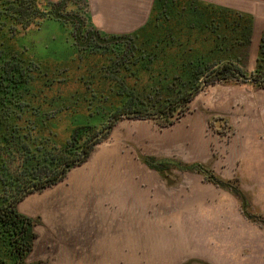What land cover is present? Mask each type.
<instances>
[{"label": "trees", "instance_id": "1", "mask_svg": "<svg viewBox=\"0 0 264 264\" xmlns=\"http://www.w3.org/2000/svg\"><path fill=\"white\" fill-rule=\"evenodd\" d=\"M61 3L0 0V264H49L26 263L37 233L35 221L17 211V202L58 183L83 162L112 117L114 122L122 115L151 118L170 126L211 84L264 88V27L256 66L248 73L243 64L254 16L207 0H154L148 21L130 33L108 34L91 26L84 31L81 18L74 38L88 44L79 49L108 54L114 65H41L19 40L62 14ZM100 45L106 51H98ZM47 58L52 59L42 57ZM209 125L223 135L221 128L229 124L213 115ZM186 166L208 173L203 164ZM213 182L231 184L226 187L243 196L231 180Z\"/></svg>", "mask_w": 264, "mask_h": 264}, {"label": "rangeland", "instance_id": "2", "mask_svg": "<svg viewBox=\"0 0 264 264\" xmlns=\"http://www.w3.org/2000/svg\"><path fill=\"white\" fill-rule=\"evenodd\" d=\"M234 1L233 4H236L237 8H232L247 12L242 8L249 7L244 6L246 5L244 0H240L242 2H239V0ZM41 7L44 8V6ZM60 9L62 14H59L56 18H47L42 24L24 33V36L20 38V43L28 47L27 53L30 55L29 58L35 59L41 65H114L112 64L113 61L111 62L110 60L111 56L108 54L89 52L90 47H87L86 50H80L79 48H83L88 44L87 40L85 41L83 38L82 42L80 39L75 40L74 38L73 31L81 18L82 20L84 19V31H87L86 28L90 27L86 23V0H63ZM247 13H251L255 21L249 56L245 60V64H243L246 72L250 73L256 66L255 57L261 30L264 27V20L255 18L253 12L248 11ZM79 25L81 24L79 23ZM99 47L97 48L98 51H106L102 45ZM46 56H50L53 60L48 58L42 59V57ZM57 57L63 60H55L54 58ZM255 87L254 85L245 83L211 84L198 93L191 102L187 113L194 115L200 107L210 110L219 108L227 112L232 111V113L233 111H239L240 115L248 111L249 114H252V117L255 115L260 117L259 120L264 125V88L260 87L256 89ZM233 98H236V103H234ZM247 99L253 100L254 105H246ZM236 107L238 108L235 109ZM134 119H121L117 121L111 132L106 134L105 137L102 136V139L96 143L92 153L83 162L70 169L66 177L58 183L43 190L31 191L17 202L16 208L18 212L31 217L35 221L34 230L37 233V237L34 241L33 250L41 246L42 251L39 254L40 258L36 260H44L49 264H59L61 259H64L63 262L65 264H179L181 262L183 256V250L180 245L181 231L177 229L176 225L177 214H172L171 210H173L172 208L176 210L178 205L180 206L182 198L174 199L172 200L173 202L167 200L166 191L168 190L163 187L162 182H159V188L152 189L148 197L145 190L150 188V185L147 186L150 182L147 181L145 184L144 180L152 181L155 173L143 165L137 155L138 151L142 154H180L181 151L170 152V149L166 147L167 144L161 143L158 147L151 145L152 140H165L168 135L174 133L179 128L160 126L150 119L141 123H139V120ZM179 121H181V118ZM241 121V117H238L232 121V127L228 125L221 128V131L228 134L218 135L211 128H207L205 132L203 129L197 131L195 137L202 147L210 148L212 154L218 153V155L220 154L224 158V161H228L226 157L230 158L231 153L229 154L226 151V147L233 135V130L235 131V129L240 127ZM256 125L260 126L259 122ZM67 140L68 134L64 132L63 141ZM199 151L202 154L204 153L201 150ZM194 156L199 157L197 153ZM138 162L142 166H139ZM138 167L141 169V180L145 189H143L141 197L136 198L138 204L136 209L125 207L123 213L115 215L112 212L111 214L107 213L102 207H99L101 212H96V210L91 215L93 217V225L95 226L93 230L95 233L93 236L94 247L92 252H89L92 254H88L87 256L82 254L84 260L80 262L71 260V256L69 255L66 257L61 255L59 250L55 249L57 245L60 248L62 247V249L65 247L71 249L73 245L72 243L67 245L64 242V238H60L61 232L57 230V227L60 225L58 216L63 212L61 216L69 217L71 213L66 214V212L69 211L70 207L88 204L86 203L87 196L83 197V199L78 198L80 195L77 190V185H79L78 179H81V176L85 177L87 174L96 175L103 173H131L135 174V177L140 178L136 176L139 174ZM169 179L173 180V177ZM232 182L243 193V196L240 193H237V195L233 193L241 212L244 211L242 207L245 205V216L253 218L255 222L264 226V216L250 211L251 201L248 195L237 180H233ZM202 183L199 191L206 195L212 196L217 191L222 190L231 191L226 186L216 183ZM96 194L97 192H95ZM101 196V194H97L95 200L100 202ZM111 210L113 209L111 208ZM80 218H83L82 215H80ZM106 221L115 222L120 226L115 229L104 230L102 223ZM171 221H175V225L173 224L174 228L172 227V223L170 224ZM112 232L116 234L112 235ZM87 235L88 233L83 229L81 237L85 240V238L87 239ZM111 239L118 240L116 246L114 243H111ZM36 243L37 246H35ZM61 243H63L62 246ZM55 244L56 246H54ZM32 257H34V254H32ZM32 257L28 256L26 260L33 261Z\"/></svg>", "mask_w": 264, "mask_h": 264}, {"label": "crops", "instance_id": "3", "mask_svg": "<svg viewBox=\"0 0 264 264\" xmlns=\"http://www.w3.org/2000/svg\"><path fill=\"white\" fill-rule=\"evenodd\" d=\"M208 1L237 8V5L233 4L234 0ZM239 2L242 1L239 0ZM153 3L154 0H86V23L108 34L130 33L148 21ZM244 3H246L244 6L249 7L242 8L247 12H253L255 18L264 20V0H244ZM235 99L233 98L234 103L237 101ZM245 104L252 106L254 101L247 99ZM197 110L198 112L194 115L186 113L187 115L185 114L181 121L178 120L180 123L176 121L171 124L170 127L179 129L168 135L165 140L155 139L151 141L152 143L150 142L153 147H158L161 143L167 144L166 147L170 149V152L181 151L178 155L152 153L159 158L171 159L170 162L178 164V168L181 169L175 171L180 175V183L174 188L163 186L168 190L166 197L167 200H171L170 202L182 198L180 206L178 205L176 210L174 208L171 210L172 214H177L176 225L177 229L181 231L180 245L183 250L181 261L198 258L208 264H264V226L255 222L253 218L245 216L244 211L241 212L237 205V199L231 191H217L212 196L201 193L199 188L203 184V175L184 169L187 164H203L215 169L223 180H237L251 201L250 211L264 216V125L259 120L260 117L257 115L252 117L248 111L240 115L239 111L232 113V111L227 112L219 108L210 110L200 107ZM213 115L226 117L231 127L234 119L238 117L242 119L240 127L233 130V135L227 144L226 151L231 153L230 158L226 157L228 161H224V158L218 153L212 154L210 148L202 147L195 137L197 131L203 129L205 132L207 128H211L209 119ZM142 121L145 120H139V123ZM257 122L260 126L256 125ZM127 132L129 131L127 130ZM213 132L216 133L214 130ZM199 150L204 153L202 154ZM195 153L199 157H195ZM138 165L142 166L140 162ZM140 172L139 168V174L136 176L140 178L131 173L81 176V179H78L79 185H77V190L80 193L78 198L83 199L87 196L86 203L88 204L70 207L66 212V214L71 213L69 217L61 216L63 215L61 211L58 216L60 225L57 230L61 232L60 238H64L67 245L72 243L74 249L72 246L71 249L69 247L62 249V247H58L59 245L55 249H58L64 257L71 256L70 259L75 262L84 260L82 254L85 256L92 254L89 252H92L94 247L93 236L95 233L93 230L95 226L91 215L96 210L99 212V207H102L105 212L110 214L112 212L115 215L123 213L125 207L136 209L138 205L136 198L141 197L143 189H145ZM147 181L150 182L147 185H150V188H147L145 192L149 197L152 189L159 188V182L162 181L157 173L152 181L145 179V184ZM95 192L102 195L101 200L99 199L100 202L95 200L97 196ZM80 215L83 218H80ZM171 223L173 227L175 221H171ZM119 226L112 221L102 223L104 230L115 229ZM83 229L89 235L85 240L81 237ZM115 234L112 232V235ZM80 237L81 239H79ZM111 243L116 246L118 240L111 239ZM62 245L63 243H61ZM110 246L112 245L110 244ZM41 253V246H38L30 256L32 257L34 254L32 259L36 260L40 258L39 254ZM63 261L64 259H61L59 264H65Z\"/></svg>", "mask_w": 264, "mask_h": 264}, {"label": "flooded vegetation", "instance_id": "4", "mask_svg": "<svg viewBox=\"0 0 264 264\" xmlns=\"http://www.w3.org/2000/svg\"><path fill=\"white\" fill-rule=\"evenodd\" d=\"M260 37H261V35H260ZM259 41H260V39H259ZM258 44H259V42H258ZM256 58V57H255ZM256 60V59H255ZM195 99V98H194ZM183 117V116H182ZM181 117V118H182ZM115 118L116 117H112V119L109 121V123H108V125L106 126V127H109V130L108 131H106L103 135H106V134H108V133H110L111 132V130L113 129V127H114V124L116 123V122H114V120H115ZM121 119H134V118H130V117H127L126 115H122V117H121ZM121 119H119L118 121H120ZM135 119H137V120H148V119H150V120H153V119H151V118H135ZM134 119V120H135ZM180 119V118H179ZM178 119V120H179ZM178 120H176V121H178ZM154 121V120H153ZM154 123H156L155 121H154ZM157 124V123H156ZM157 125H159V124H157ZM105 127V128H106ZM165 127H168V126H165ZM105 130V129H104ZM103 130V131H104ZM102 135V136H103ZM101 136V137H102ZM101 137H99V138H101ZM96 145V144H95ZM94 145V146H95ZM93 150H94V148H93ZM92 150V151H93ZM92 153V152H91ZM90 155V154H89ZM137 155H138V159H140V161L149 169V170H151V171H153V172H155V173H157L159 176H160V178H161V181H162V184H163V186H167V187H173L174 188V186H176L178 183H180V175L179 174H177V173H174L176 170H181L180 168H178L179 166H178V164H176V163H173V162H170V161H167V160H164V158H160L159 159V157L158 156H156V155H152V154H142V153H140V152H137ZM191 167V166H190ZM188 168V166H186V167H184V169H186V170H189L190 169V171H197L198 173H200L201 171H200V168H198V167H195V166H192L191 168ZM73 168V167H72ZM71 168V169H72ZM206 169L208 170V173H205L204 172V175H203V182L204 183H210V184H215V182H213V178H215V179H217V178H221L220 177V175L218 174V173H216V171L211 167V166H206ZM68 173V172H67ZM174 174H176V175H174ZM67 175V174H66ZM66 177V176H65ZM173 177V181H170V179L169 178H172ZM222 179V178H221ZM232 181V180H231ZM17 209V208H16ZM18 211V210H17ZM29 217V216H28ZM31 218V217H30ZM33 250V249H32ZM31 250V251H32ZM31 253V252H30ZM30 253L25 257V261H26V263H33V262H35V261H39V260H33V261H27L26 259L28 258V256L30 255ZM185 261V260H184ZM184 261H181L179 264H183L184 263ZM196 264V263H195Z\"/></svg>", "mask_w": 264, "mask_h": 264}, {"label": "water", "instance_id": "5", "mask_svg": "<svg viewBox=\"0 0 264 264\" xmlns=\"http://www.w3.org/2000/svg\"><path fill=\"white\" fill-rule=\"evenodd\" d=\"M109 130V127H106L104 131L100 132L95 139L101 137L106 131ZM171 160V159H169ZM174 160V159H173ZM174 161H177L176 159ZM179 162V161H178ZM206 170V172H208V170L206 168H204ZM221 185H224V186H229V187H232L231 184H228V183H220ZM234 188V187H233ZM243 208H244V211H245V205H243ZM32 252V251H31ZM31 254V253H30ZM30 256V255H29ZM203 264L205 263V261L201 260V259H198V258H189L187 260L184 261L183 264Z\"/></svg>", "mask_w": 264, "mask_h": 264}]
</instances>
